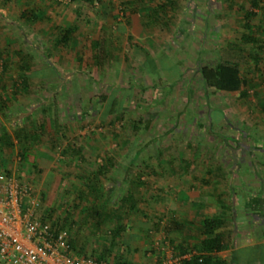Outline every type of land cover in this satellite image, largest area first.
Segmentation results:
<instances>
[{
	"label": "rangeland",
	"instance_id": "374dc122",
	"mask_svg": "<svg viewBox=\"0 0 264 264\" xmlns=\"http://www.w3.org/2000/svg\"><path fill=\"white\" fill-rule=\"evenodd\" d=\"M125 1L102 0L88 8L85 0H0V49L8 67L4 82L20 84L18 52L32 56L30 66L40 70V77L54 69L59 73L43 80L33 77L29 92L18 88L14 94L9 86L13 116L6 118L0 112V131L12 132L28 117L34 125L44 117L48 127L31 150L37 166L23 163L17 146L0 161V185L15 178L30 186L32 200L38 203L37 216L67 226L77 257L94 258L110 242L109 231L123 224V243L108 256L110 264L115 258L125 261L132 256L142 264V253L158 257L159 264H178L180 247L195 242L204 217L195 215L189 205L192 193L205 185L196 177L220 161L226 164L237 157L244 137L239 117L255 110L264 94V73L259 86L249 88L246 96L207 88L200 76L201 66L218 59L229 42L241 38L242 17L251 3L174 0L176 8L167 17L157 11L162 22L147 24L155 14L131 13ZM147 1L145 8L158 2ZM25 10L45 15L30 22L23 15ZM77 11L80 14L75 16ZM261 16L259 12L254 19L257 26ZM74 24L79 40L68 46L54 44L55 27ZM102 36H107L111 52L104 71L94 65V45ZM242 72L254 83L258 74L252 60ZM110 96L123 108L117 118L102 116ZM50 105L53 113L57 110L64 116L57 131L49 126ZM211 110L216 124L223 113L227 121L212 127L207 118ZM134 120L138 129L132 126ZM73 139L83 146L82 160L62 153ZM108 158L115 168L100 179L110 203L121 208L120 198L130 191L138 209L96 231L90 214L92 197L82 200L78 194L91 172ZM236 179H231L232 186L237 185ZM218 185L214 183L210 191L216 195L220 190L227 196L226 185ZM215 214L214 209L209 211V216ZM184 221L185 227L177 224Z\"/></svg>",
	"mask_w": 264,
	"mask_h": 264
},
{
	"label": "trees",
	"instance_id": "16d2710c",
	"mask_svg": "<svg viewBox=\"0 0 264 264\" xmlns=\"http://www.w3.org/2000/svg\"><path fill=\"white\" fill-rule=\"evenodd\" d=\"M171 1H173L172 3L174 4L169 3ZM175 1L165 0L156 5L153 13H148L149 16L155 14V17L151 20L149 19L147 24H149V22H153L154 24L162 22L164 19L161 20L156 17L157 11L164 13L165 17H167L168 11L176 8ZM85 2L88 8L95 7L96 0H85ZM250 3L251 9L246 10L242 17L243 32L241 38L237 42H229V45L224 49L218 59L207 62L200 67V76L207 88L223 93L241 92L245 96L249 88H256L261 83L260 77L264 73V0H250ZM259 12H262L260 18L261 26H257L254 23V19L259 15ZM37 14V12L32 10L23 11V15L30 22L37 20L41 15H45L44 11L41 12L40 15ZM75 16H78V11ZM55 28H57L58 33L56 39H54L56 40L54 44L68 46L73 43L75 44L79 40L80 35L78 34L77 37L75 36L78 30L76 24L69 26H56ZM107 39V36H102L94 45V65L99 70L102 69V71H104V68L111 57V52L107 46ZM5 55L4 50L0 49V112L6 118H10L13 116L11 105V97L13 94L7 95L9 86H11V90L13 89L12 91L14 94L17 93L18 88L19 92H29L30 81L33 77L41 78L40 80H43L45 77H50V75L57 77L59 73L54 69V73H47V75H41L43 77H40V70H34L30 66L32 56L26 57V55L23 56L22 52H18L17 55L20 56L21 61L19 65L20 84L13 80L12 85H9V83L7 84L4 82L8 72V67L5 63ZM77 58L79 60L81 59L79 53ZM250 60L254 62L255 70L258 74L252 79V82L254 83H250L251 81L242 72V67L247 65ZM244 87L246 88L244 89ZM113 95L114 92L112 96ZM112 96L108 98L109 104L103 112V118H112L113 116L117 118V112L123 109L119 106L121 102ZM50 107L48 109L45 108L44 112L47 109L49 114H54L51 119L49 118L50 115L45 112V114L48 115L49 126L57 131L59 127L62 126L61 121L64 119V116L57 110H54L53 113V109ZM6 112H8V114H6ZM29 119L30 117H28L25 122L22 121L23 123L19 122V124L13 128L12 132L7 131L6 129L0 131V161L19 146L20 150L18 151V154L21 161L27 163L29 168H35L37 166V156L32 154L31 150L38 146L41 141V136L47 130L48 125L44 117H42L41 122H36V125H34L33 122L30 123ZM132 126L134 129H138L135 120L133 121ZM50 140L52 145H55L53 136L50 137ZM62 153L71 156L72 159L76 160H82L84 157L83 146L77 139H73V141L62 150ZM113 168H115V164L112 163L111 159H106V163L100 165L99 168L91 172V175H89L85 181L84 189H81L78 194L82 200H88V197H92L93 202H91L90 214L94 218L93 228L96 231H101L103 226L111 220L118 221L122 219L124 215H128L138 209L137 199L130 191H126V193L120 198L119 204L122 205L121 208L110 203L111 199L106 196L100 178L103 176L107 177L108 173L111 172ZM225 222L226 220L222 216L206 217L202 219L198 228V235H194V237H196L195 242L192 245L187 244L186 247H180V261L178 264H223L222 261L217 263L215 254L225 248L223 236L225 234H223V231L221 230V228L225 226ZM177 224H180L181 227H185L187 222ZM55 225L60 229H68L64 223L56 222ZM124 229L125 226L119 224L109 231V233H111L110 242L102 248L101 252L95 254L94 259L96 261L101 264H110L108 262V256L112 253L113 248L118 246L119 242H121V244L123 243ZM70 246L73 251L74 241L71 237ZM186 255L187 257H183ZM233 263L236 262L233 260ZM114 264L131 263L120 258H115Z\"/></svg>",
	"mask_w": 264,
	"mask_h": 264
},
{
	"label": "crops",
	"instance_id": "0c3cea01",
	"mask_svg": "<svg viewBox=\"0 0 264 264\" xmlns=\"http://www.w3.org/2000/svg\"><path fill=\"white\" fill-rule=\"evenodd\" d=\"M98 1L102 0H96V3ZM157 1L154 7L146 8L143 4H147V0H126L125 2L131 7V13L135 11L140 13L143 10L145 12L142 15L145 16L152 8L165 0ZM79 14L80 12H78ZM121 28L124 29V33L125 27ZM242 96L244 95L242 94ZM255 106V110L244 111L239 117V130L244 134V137L240 143L243 145L238 149L237 157L232 158L231 163L224 164L223 161H220L216 164L217 167L201 172L196 179L203 181V185H205L200 188L201 190L198 188L196 194L192 193L193 198L189 201L195 215L204 216L202 219L222 216L226 220L225 226L221 228L225 234L223 235L225 248L215 254L217 263L222 261L223 264H264V94L260 96L258 104L256 103ZM211 111V115L209 114L207 118H209L212 127H217L219 122L223 123L224 119L227 121V116L223 113L224 115L221 114L220 121L216 124L217 116L214 120L213 110ZM242 133H240V137ZM240 140L239 142H241ZM234 176H237L236 186L231 185V179ZM214 183L223 188L226 185V188L229 189L228 195L223 196V192L220 190L216 195L210 191ZM208 197L210 199L205 200ZM211 209H214L216 214L209 216ZM201 221L199 222L201 223ZM145 226L147 227V225ZM142 242L144 243V241ZM249 252L251 255L248 254L250 257L247 258L245 254ZM141 259L142 264H159L156 263L158 257L152 258L145 253L141 254ZM233 260L236 263H233ZM125 261L137 264L140 260L137 262L132 256Z\"/></svg>",
	"mask_w": 264,
	"mask_h": 264
},
{
	"label": "built area",
	"instance_id": "2783aa9c",
	"mask_svg": "<svg viewBox=\"0 0 264 264\" xmlns=\"http://www.w3.org/2000/svg\"><path fill=\"white\" fill-rule=\"evenodd\" d=\"M32 189L15 178L0 185V261L5 264H101L77 257L67 229L37 216ZM187 257V256H186Z\"/></svg>",
	"mask_w": 264,
	"mask_h": 264
}]
</instances>
